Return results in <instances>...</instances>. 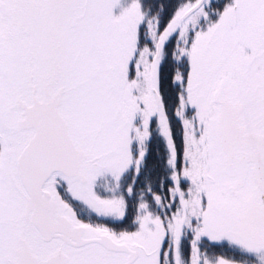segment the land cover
<instances>
[{"label":"snow or ice","instance_id":"6c2138e0","mask_svg":"<svg viewBox=\"0 0 264 264\" xmlns=\"http://www.w3.org/2000/svg\"><path fill=\"white\" fill-rule=\"evenodd\" d=\"M0 264H264V0H0Z\"/></svg>","mask_w":264,"mask_h":264}]
</instances>
